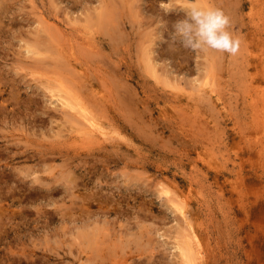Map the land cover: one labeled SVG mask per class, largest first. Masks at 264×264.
Returning <instances> with one entry per match:
<instances>
[{
	"label": "rangeland",
	"instance_id": "rangeland-1",
	"mask_svg": "<svg viewBox=\"0 0 264 264\" xmlns=\"http://www.w3.org/2000/svg\"><path fill=\"white\" fill-rule=\"evenodd\" d=\"M106 1L114 0H0V89L5 100H0L4 106L0 108V147H3L0 148V191L3 190L0 193H3L0 196V264H186L178 247L185 244L182 230L186 223L162 190L171 185V194H175L173 184L184 185V171L198 174L191 180L197 196L191 199L187 212L201 234L197 244L207 252L203 253L204 263L260 264L257 257L260 250L264 257V233L257 232L255 227L264 218V203L253 208L247 202L241 211L238 199L230 200L229 188H225L224 194L218 191L212 182V169L205 166L193 170L198 159L195 151H190L193 145L203 146L217 165L230 168L234 161H239L228 144L233 135L239 146L261 141L247 156L254 166L257 163L260 166L249 184L264 191V100L258 101L245 92L242 68L243 38L247 31L240 32L239 27L240 24L245 27L248 22L249 8L235 13L229 3L216 2L215 7L225 8L226 15L228 8L230 31L240 41L238 52L230 56L216 50L192 51L173 38L174 25L186 18L185 10L191 0L179 3L178 0H128L134 4L135 13L142 10L137 16L140 22H128L127 31L131 34L117 42L114 39L112 42V37L107 36L109 33H105L111 24L100 23L98 17ZM119 1L115 0L118 8ZM138 4L144 6L136 8ZM177 5L182 7L181 12ZM258 6L264 8V0ZM167 17L169 21L165 20ZM142 20L147 21L143 24ZM96 21L103 24L99 25V28L103 26L101 34L95 35L98 40L92 39L99 42L100 52L88 47L86 50L85 46L90 45L86 42L89 35L82 31L83 24L87 23L96 28ZM258 36L264 43V30ZM58 38L61 43L76 44L78 55L91 64L96 82L100 83L98 77H102L104 83L100 86L107 83L108 87L103 88L114 92L103 119L111 128L116 127L118 144L96 149L87 157L84 154L74 157L78 154L76 149L81 147L79 139L74 137L75 144V139L71 142L73 138L66 135L70 124L48 88L63 70L57 61L59 52L54 51L58 48L49 46L51 39ZM151 56L150 61L156 62L158 72L164 71L165 76L154 74L147 61ZM207 80L213 88L206 84ZM198 83H202L199 84L202 88L204 85L208 90H215L221 98V105L213 108V115L195 118L187 115L180 129L171 119L160 116L158 106L171 105L175 109L180 106L190 112L186 103L193 107L199 105L197 92L201 87H195ZM121 94L131 96L130 100L126 102ZM199 117L200 120L196 119ZM246 171L244 175L253 176L255 170ZM236 175L235 172L228 175L227 184ZM35 176L39 179L35 180ZM80 194L87 195L93 203L92 213L89 207H83ZM184 199L188 202V198ZM193 205L195 213L191 212ZM97 226L102 229L98 247L84 250V233H95ZM103 231L107 236H102ZM99 247L103 250L102 256L95 252Z\"/></svg>",
	"mask_w": 264,
	"mask_h": 264
},
{
	"label": "bare ground",
	"instance_id": "bare-ground-1",
	"mask_svg": "<svg viewBox=\"0 0 264 264\" xmlns=\"http://www.w3.org/2000/svg\"><path fill=\"white\" fill-rule=\"evenodd\" d=\"M180 0H178L179 3ZM182 2L184 0H181ZM189 2V0H186ZM201 2L204 3V6H207L209 4V2L211 1V5L216 6V4L218 2H222L224 3H229V7L231 6V8L233 9V12L235 11V13L239 11L242 12L243 10H245V8H249V11L247 13L248 17V22L245 23V27H243L242 24H240L239 30L240 32L242 31H247L246 37L243 38L245 40L243 47H242V57L246 58V60L244 61V59L242 58V62H243V76L246 79L245 82V92L246 93H250L251 98L254 97L256 98L258 101L264 100V43L263 40L261 39V37H259L258 35L260 34L261 30H264V8L262 6H258V4L263 3V0H247L246 2H244V0H222L217 2V0H200ZM199 1V2H200ZM79 2V1H78ZM118 2V1H116ZM115 2V0L112 1H106V3L104 4L105 9L102 10L101 14H99V18L100 19V23H106L108 22L109 25L111 24V26H109L107 23V25L109 26V30H105V33H109L107 36L110 35V39L112 37V42L113 39L114 41H116L117 39H122L123 36L127 37V35H130L131 32L127 31V23L131 22V24H134L133 21L135 23L140 22L139 20H137V16L138 14L141 15V11L135 13V11H133L132 9L135 7H133V3L129 4L128 0H120L119 1V8L117 3ZM154 2V0H153ZM152 2V3H153ZM200 2V3H201ZM217 2V3H216ZM137 3V2H136ZM176 3V2H175ZM186 5V2H184ZM203 3H201V5L203 6ZM133 4V5H132ZM140 4V3H139ZM136 7H140L143 5H140ZM183 4V3H181ZM220 4V3H219ZM231 4V5H230ZM1 5V4H0ZM137 5V4H135ZM153 5V4H152ZM222 5V4H221ZM3 6V5H2ZM114 6H117V8L115 10L112 9V7L114 8ZM144 6V5H143ZM178 6V5H177ZM182 6V5H181ZM225 6V5H224ZM227 6V5H226ZM98 7V6H97ZM133 7V8H132ZM151 7V6H149ZM180 8V5L178 6ZM145 8H148V6H146ZM177 8V7H176ZM149 9V8H148ZM158 9V8H157ZM182 7L180 8V12ZM225 9V8H224ZM223 9V10H224ZM99 10V9H98ZM135 10V8H134ZM230 10V9H229ZM145 11V10H144ZM94 12V11H92ZM226 12L228 15V8L226 7ZM231 11H229L230 14ZM90 13V12H89ZM183 13V12H182ZM93 14V13H92ZM95 14V13H94ZM145 14V13H144ZM168 14V13H167ZM175 14V13H174ZM181 14V13H180ZM162 15V14H161ZM182 15V14H181ZM179 15V16H181ZM231 15V14H230ZM244 15V13H243ZM92 16V15H91ZM232 16V15H231ZM165 17V16H164ZM90 18V16H89ZM97 18V19H99ZM150 18V17H149ZM172 18V17H170ZM184 18V17H182ZM231 19V17H229ZM234 19V17H232ZM96 19V20H97ZM145 19V18H144ZM163 19V18H162ZM173 19V18H172ZM243 19V17H242ZM77 20V19H76ZM149 20V19H148ZM165 20L169 21V18L167 17ZM84 21H87L84 20ZM144 20L141 21V23H143ZM147 21V20H146ZM145 21V22H146ZM162 21V20H160ZM88 22V21H87ZM86 22V23H87ZM95 22V21H94ZM145 22L143 24H145ZM98 22L96 21V24ZM142 24V25H143ZM167 24V23H166ZM94 24H88L84 25L83 24V29L82 31L84 32V35H89V41H86L88 44H90L89 46L86 45V50L87 47L89 48L88 50H90V48H93V50H97V52L99 50L98 44L96 41H92V39H96V34L98 36V34L103 31L102 27L99 25H103V24H97L98 26L95 28L93 26ZM104 26V27H107ZM141 25V24H140ZM53 26V25H51ZM133 26V25H132ZM141 27V26H139ZM167 27V26H166ZM43 28V27H42ZM41 29V28H40ZM50 29V28H49ZM101 29V30H99ZM165 29V28H164ZM163 29V30H164ZM170 29V28H169ZM44 30V29H43ZM42 30V31H43ZM80 30V29H78ZM132 30V29H131ZM168 30V29H167ZM50 31V30H49ZM58 32V31H57ZM80 32V31H79ZM82 32V33H83ZM41 33V32H40ZM51 32H49L50 34ZM81 33V32H80ZM149 33V32H148ZM168 33H170V31H168ZM172 33V32H171ZM170 33V34H171ZM48 34V33H46ZM101 34V33H100ZM54 36V35H53ZM51 36V37H53ZM58 36V35H56ZM55 36V37H56ZM83 35H81L82 38ZM44 37V36H43ZM122 37V38H121ZM99 38V37H98ZM85 39V38H84ZM98 40V39H96ZM51 39L50 42L52 43V45H49L50 47H57L58 49H55L54 51L59 52L57 53V56L59 54V58H58V65L61 63V65L63 67V70L61 73H59L58 77L53 78V86H49V91L51 92V97L53 98L54 101H56L58 103V106H60L59 108L62 109V113L65 116V120L66 122H68V124H70V130L69 134L66 135H70V137L73 138V141L70 140L71 142H74V137H77L78 143H80V148H77L76 151H78L77 155H74V157H78L80 154H84L86 157L90 154H94L96 149H100V148H107V145H115L118 144L116 142V136L119 135V133H117V129L116 127L111 128V124L109 125L108 123L104 122L105 120L103 119V112L104 110L106 111V107L107 105H111V101L113 100V96H114V92L112 89L110 90H105L103 87H105L107 85H102L100 86V83L104 80L102 79V77H98V81L100 83H97L95 80L96 76L93 74V68L91 66V64L89 65L88 62L84 61V59L81 58L82 55H78L80 53H77L79 51H76L75 49V45L73 43H61V40L55 39V41H53ZM92 41V42H91ZM72 42V41H71ZM74 42V41H73ZM117 42V41H116ZM171 42V41H170ZM85 43V41L83 42ZM101 44V43H100ZM103 44V43H102ZM101 44V45H102ZM83 47V48H85ZM45 48V46H44ZM77 50L78 47L76 45ZM102 49V48H101ZM149 49V48H148ZM49 51V48L47 49ZM95 50V51H96ZM33 51V50H32ZM51 51V50H50ZM92 51V50H91ZM90 51V52H91ZM102 51V50H101ZM174 51V50H173ZM36 52V51H35ZM38 52V51H37ZM169 52V51H168ZM34 53V51H33ZM39 53V52H38ZM37 53V54H38ZM54 53V52H53ZM54 53V54H56ZM93 53V52H92ZM96 53V52H95ZM214 54L216 53L213 52ZM97 54V53H96ZM143 54V53H142ZM95 55V54H94ZM100 55V54H99ZM98 55V56H99ZM153 56V55H152ZM152 56L149 58V63L150 67L152 68V70L154 71V74L156 76H165L164 71H161L163 73H159V69H157L156 66V62L152 63L150 60L152 59ZM171 56V55H170ZM56 57V56H55ZM97 57V56H96ZM148 57V56H145ZM143 57V58H145ZM34 58V56H33ZM228 58V57H227ZM55 59V58H54ZM92 59V58H91ZM97 59V58H96ZM229 60V59H228ZM37 61V60H36ZM101 61V60H100ZM183 61V60H182ZM229 62V61H227ZM102 63V62H101ZM245 63V64H244ZM57 64V63H56ZM109 64V62H108ZM213 64V63H212ZM231 64V63H229ZM117 66V65H116ZM149 66V64H148ZM59 67V66H58ZM111 67V65H110ZM147 67V65H146ZM148 67V68H150ZM151 68L149 70H151ZM151 70V71H152ZM150 71V72H151ZM159 71V72H158ZM108 74V73H107ZM93 75L95 78H93ZM118 75V74H117ZM109 76V75H108ZM121 76V75H120ZM122 78V76H121ZM159 78V77H157ZM156 78V80H157ZM163 78V77H162ZM160 78V79H162ZM116 79V77H114V80ZM163 81V80H162ZM209 81V80H207ZM206 81V82H207ZM173 82V81H172ZM113 83V81H112ZM122 83V82H121ZM125 83V82H124ZM205 83V82H204ZM209 83V84H208ZM211 82H207V85H210V88H213V86L210 84ZM212 83H214V81H212ZM99 84V85H98ZM129 84V83H128ZM202 83H198V85L196 84L195 87L199 86L196 89H199L201 86L199 85ZM119 85V84H118ZM131 85V84H130ZM177 85V84H176ZM175 85V86H176ZM108 87V86H106ZM124 87V86H122ZM181 87V85H180ZM184 87V86H183ZM194 87V88H195ZM133 88V86H132ZM178 88V87H177ZM176 88V89H177ZM182 88V87H181ZM193 88V90L195 91V89ZM107 89V88H106ZM134 89V88H133ZM128 90V89H127ZM185 91L186 88H184ZM4 91V89H3ZM121 91V90H120ZM130 91V90H129ZM179 91V90H178ZM215 90L213 89H206L201 87V89L199 90V92H197V94L199 95V97H197L198 95H196V92H193L196 97L199 99V105L193 107L192 105H190L189 103L185 105V107H189L191 109L190 112L184 110V107L181 109V107L177 106V109H181V110H177L175 108H172V106L169 104L170 106H158L159 108V114L160 116H162L164 119H171V121L176 123V126L179 125V129L182 128L183 126L181 125L182 122L184 121V119L187 117V115H193L194 118L195 116L198 117V115H203V117H209V115H213L215 110L213 111V108L219 107L221 105V98L220 96H218L217 93L214 92ZM117 92V91H116ZM131 92V91H130ZM137 92V91H135ZM125 95L126 92L124 91ZM129 93V92H128ZM181 93V92H180ZM187 93V92H186ZM116 94V93H115ZM131 94V93H129ZM120 95V93H119ZM118 95V96H119ZM122 97L125 98V101L127 102V100H130L131 96H124V94ZM137 95V94H136ZM186 95V94H185ZM4 93L2 92V90L0 89V100L2 99L3 102H5L4 98ZM116 96V97H118ZM188 97V96H187ZM6 98V97H5ZM193 97H191L192 99ZM203 99L201 102L200 99ZM127 99V100H126ZM132 101L135 102V99L132 96ZM142 99V97H141ZM137 100H140L139 98ZM144 99L141 100V102ZM162 100V99H161ZM186 100L188 101V98H186ZM194 101V100H193ZM125 102V103H126ZM131 102V101H130ZM144 102V101H143ZM189 102V101H188ZM192 102V101H191ZM124 103V102H123ZM132 103V102H131ZM130 103V104H131ZM157 105L160 104V101L158 100ZM202 103V104H201ZM1 104V103H0ZM128 104V103H127ZM2 105V104H1ZM0 105V106H1ZM4 105V104H3ZM142 105V103H141ZM145 105V102L143 103V106ZM129 106V105H128ZM147 106V105H146ZM4 106H1L0 108L3 109ZM132 106H130L131 108ZM134 107V106H133ZM132 107V108H133ZM57 108V107H56ZM123 108V107H122ZM129 108V107H128ZM136 108V105H135ZM134 108V109H135ZM8 109V108H7ZM145 111H148L149 109L147 108H143ZM4 111V110H3ZM5 112V111H4ZM123 112H125L123 110ZM134 112V111H133ZM132 112V113H133ZM158 112V111H157ZM2 113V112H1ZM105 113V112H104ZM107 113V112H106ZM127 113V112H126ZM129 113L130 110H129ZM142 113L144 114V111L142 110ZM147 113V112H146ZM60 114V113H59ZM125 114V113H124ZM141 114V113H140ZM139 114V115H140ZM148 114V113H147ZM126 115V114H125ZM131 115V114H130ZM145 115V114H144ZM128 116V115H127ZM125 116V117H127ZM142 117V115H140ZM105 117V116H104ZM131 117V116H129ZM128 117V118H129ZM189 117V116H188ZM61 118V117H60ZM113 118V117H112ZM133 118V117H132ZM111 119V118H110ZM131 119V118H130ZM141 119V118H140ZM196 119H201L196 118ZM4 120V119H3ZM135 120V119H134ZM143 120V118L141 119ZM106 121L108 122V120L106 119ZM115 121V120H114ZM197 121V120H196ZM202 121V120H201ZM63 122V121H62ZM61 122V123H62ZM131 122V121H130ZM143 122V121H142ZM134 123V122H133ZM146 123V122H144ZM201 123V122H200ZM135 124V123H134ZM139 124V123H138ZM178 124V125H177ZM114 125V123H113ZM202 125V124H201ZM62 126V125H61ZM147 125H145L146 127ZM186 126V125H185ZM150 127V126H149ZM140 128V127H139ZM62 129V128H60ZM143 130V129H142ZM141 131V130H140ZM151 131V129H150ZM61 132V131H60ZM143 132V131H142ZM235 132V130H233V133ZM59 133V131H58ZM64 133V132H63ZM66 133V132H65ZM64 133V134H65ZM144 133V132H143ZM149 133V132H148ZM64 134H60V136L64 137ZM121 134V133H120ZM152 134V133H151ZM157 134V133H156ZM59 135V134H57ZM150 135V133H149ZM120 136L123 137V135L121 134ZM153 136V135H152ZM76 138V139H77ZM124 138V137H123ZM75 139V144H77V140ZM169 139V138H168ZM167 139V140H168ZM69 141V142H70ZM166 141V140H165ZM106 142H110L109 144H106ZM231 143L229 144V147L231 150L234 151V155L235 158L238 157L239 161H234L233 162V166H231L230 168L225 165V167L223 165H217L214 160L213 157L210 156L205 150H203V146H196L193 145L190 148V151H192V149L195 151V155L197 157L198 160L195 161V164H193L194 169L198 171L199 169H203L205 166L209 169L213 170V174H212V182L215 184L216 188L218 189V191L221 194H224L225 192V188H229V192H230V200H237V202H240L239 204V208L242 211L243 208L247 207V202H251L253 204V208L261 206L260 203H264V191L259 188L256 187L253 184H249L250 180L252 177H255V175L258 173V171L260 169H258L259 163L256 164V166H254L253 162H251L248 158V154L251 153L252 151H254V149L256 148V145L258 143H260L261 141H250L249 143H245L244 145L239 146V143L237 142V137L235 135H233L231 137ZM6 143V142H5ZM8 144V143H7ZM8 147V146H7ZM3 148V147H0ZM10 148V147H9ZM6 149V148H5ZM1 150V149H0ZM4 150V149H3ZM10 153V151H8ZM2 153V152H1ZM13 154V153H12ZM16 154V152H15ZM11 155V154H9ZM29 156V155H28ZM84 156V158H85ZM3 157V155H2ZM97 157V155H96ZM102 157V156H101ZM100 157V158H101ZM15 158V157H14ZM27 158V157H25ZM113 159V158H112ZM103 160V159H102ZM87 161V159H86ZM101 161V160H100ZM85 161H83L84 164ZM89 162V160H88ZM102 162V161H101ZM104 162V161H103ZM106 162V160H105ZM87 164V162H85ZM111 163V162H110ZM63 164V163H62ZM94 165V164H93ZM106 165H109L108 163H106ZM191 166V165H190ZM20 167V166H19ZM25 167V166H24ZM27 167V166H26ZM29 168V167H28ZM254 169L255 171H253V176H251V174L248 176L247 174L244 175V171H250L251 169ZM27 169V168H26ZM191 169V170H192ZM224 169H227V172L224 171ZM23 170V169H22ZM21 170V171H22ZM68 170V169H67ZM20 171V172H21ZM73 171V170H72ZM246 171V172H247ZM14 172V171H13ZM17 172V171H16ZM19 172V173H20ZM236 173V179L235 180H229L228 184H227V176L228 175H232V173ZM197 173V172H196ZM204 173V171H203ZM28 174V173H27ZM87 174V173H85ZM183 174V178L185 180L184 185L183 186H178L177 184H173V186L175 187L174 192L175 194H171L173 188L171 185H168L166 187H163V192L169 195V198L172 200V204L175 206V209L177 211H179L184 219V222L186 223L185 226H183V232L182 235H184V240L182 238V240L185 242V244L183 243V245H179V252L180 255L184 258V261L186 262V264H205L204 263V251L205 253L206 250L203 251V249L201 248V246H199L197 244V242L200 239V232L199 229L193 224L192 220L190 219V216L188 215L187 212V206L189 205V203H191V199L195 198L197 196V194L195 192H193V183L191 180H194L195 177L193 176H198V174H186L185 171L182 173ZM68 175V174H67ZM205 175H207V173L205 172ZM21 176V175H19ZM18 176V177H19ZM78 176V175H77ZM25 177V176H24ZM71 177V176H70ZM225 177V178H224ZM39 177L35 176V180H38ZM53 179V178H52ZM223 179V180H222ZM40 180L42 181V179L40 178ZM50 180V179H49ZM167 180V179H166ZM52 181V180H51ZM66 181V180H65ZM34 182V181H33ZM32 182V183H33ZM48 182V181H47ZM70 182V181H69ZM74 182V181H73ZM78 182V181H77ZM164 182V181H163ZM35 183V182H34ZM67 183V182H65ZM71 183V182H70ZM69 183V184H70ZM161 183V182H160ZM78 184V183H77ZM163 184V183H161ZM17 185V183H16ZM37 185V184H36ZM44 185V184H43ZM42 185V186H43ZM50 184H48L49 186ZM18 186V185H17ZM70 186V185H69ZM76 187V186H74ZM4 188V187H3ZM68 188V187H67ZM70 188V187H69ZM5 189V188H4ZM17 189V188H16ZM72 189V188H71ZM71 189H67V190H71ZM75 189V188H74ZM14 190V189H13ZM18 190V189H17ZM106 190V189H104ZM108 190V189H107ZM111 190V188H110ZM3 191V190H1ZM0 191V193H1ZM10 191V190H9ZM73 191V190H72ZM12 192V191H11ZM109 192V191H108ZM113 192V191H112ZM8 194V190L6 192ZM10 193V192H9ZM111 193V192H110ZM3 194V193H2ZM1 194V195H2ZM5 194V195H7ZM14 194V193H13ZM69 194V193H68ZM0 195V196H1ZM12 195V194H10ZM15 195V194H14ZM70 195V194H69ZM99 195V194H98ZM76 197V195H73ZM72 196V197H73ZM83 201H82V205L83 207L86 209V207H89L90 210V206H92V202L89 201V197L87 195H78ZM77 196V197H78ZM17 197V195H16ZM184 198H188V202L187 200H185ZM3 199V198H2ZM14 199V198H13ZM177 200H180L182 202V200L185 201L184 204H181L180 202H178ZM76 203V201H75ZM185 205V206H184ZM192 205V204H191ZM101 209H103V207H101ZM244 210V209H243ZM91 211V210H90ZM96 211V210H95ZM98 211H100V208H98ZM97 211V212H98ZM108 212V210H106ZM101 212V211H100ZM99 212V213H100ZM105 212V211H104ZM191 212L195 213L196 212V208H194V205L191 207ZM92 213V211H91ZM190 213V211H189ZM94 214V213H93ZM92 214V215H93ZM96 214V213H95ZM94 214V215H95ZM101 214V213H100ZM103 214V213H102ZM116 214V213H115ZM96 218V217H95ZM88 221V220H87ZM106 221H108L106 219ZM83 222V221H82ZM94 222V221H92ZM87 223V222H86ZM97 223V222H96ZM93 224V223H92ZM84 225V224H83ZM91 225V224H90ZM88 227V226H87ZM89 229V228H87ZM96 229V232L91 233L89 231V234H85L84 232V236L82 234V236L84 237V241H83V247L84 250L85 248L87 250H91L94 249L95 247H98V245L100 242V236H101V226ZM94 229V230H95ZM100 229V230H99ZM257 232H262L264 233V218H261L260 222L256 223V227H255ZM254 229V230H255ZM82 230V229H81ZM85 230V228H84ZM83 230V231H84ZM90 230V229H89ZM98 231V232H97ZM100 231V232H99ZM105 231V230H104ZM103 231L102 236L105 234ZM82 232V231H81ZM107 232V231H106ZM184 233V234H183ZM91 235V236H90ZM93 235V236H92ZM107 236V233L105 234ZM261 235V234H260ZM264 236V235H263ZM261 235V238L263 237ZM105 238V236H104ZM107 238V237H106ZM102 241V240H101ZM105 242V241H104ZM196 242V243H195ZM101 247V245H100ZM96 248L97 250L95 252H97V255L102 256L103 250H101L102 248ZM261 249V248H260ZM92 251V250H91ZM261 251V250H260ZM258 251V257L257 259L259 260V263L262 264L264 262V257L262 254H260ZM94 252V251H93ZM99 252V254H98ZM210 254V252L208 253V255ZM207 255V256H208ZM206 256V257H207ZM210 256V255H209ZM90 259V258H89ZM262 259V260H261ZM209 260V259H208ZM208 264H210V262H207Z\"/></svg>",
	"mask_w": 264,
	"mask_h": 264
},
{
	"label": "clouds",
	"instance_id": "clouds-1",
	"mask_svg": "<svg viewBox=\"0 0 264 264\" xmlns=\"http://www.w3.org/2000/svg\"><path fill=\"white\" fill-rule=\"evenodd\" d=\"M186 18L174 25L173 38L192 51L216 50L232 56L239 50V38L230 31V18L214 5L202 6L191 0Z\"/></svg>",
	"mask_w": 264,
	"mask_h": 264
}]
</instances>
